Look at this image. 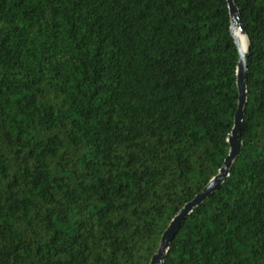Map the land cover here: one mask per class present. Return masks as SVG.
Wrapping results in <instances>:
<instances>
[{
  "label": "trees",
  "instance_id": "obj_1",
  "mask_svg": "<svg viewBox=\"0 0 264 264\" xmlns=\"http://www.w3.org/2000/svg\"><path fill=\"white\" fill-rule=\"evenodd\" d=\"M242 153L164 264H264V0ZM227 0H0V264H150L239 108Z\"/></svg>",
  "mask_w": 264,
  "mask_h": 264
},
{
  "label": "water",
  "instance_id": "obj_2",
  "mask_svg": "<svg viewBox=\"0 0 264 264\" xmlns=\"http://www.w3.org/2000/svg\"><path fill=\"white\" fill-rule=\"evenodd\" d=\"M229 4V10L231 15V33L236 42V45L240 54V61L238 67V88H239V108L235 118V126L229 137L230 154L226 159L219 174L208 184L203 192L198 195L192 202L188 203L178 216L171 222L170 226L164 233L160 247L157 254L152 258L150 264H164L165 258L168 254L169 248L178 234L181 226L191 215L194 209L200 207L204 202L217 193L229 177L235 161L242 153V142L239 139L240 131L242 129L244 120V111L248 102L247 97V59L249 42L247 38L246 28L241 18L240 11L235 5L234 0H227ZM245 35L247 38L246 46H242L239 35Z\"/></svg>",
  "mask_w": 264,
  "mask_h": 264
},
{
  "label": "bare ground",
  "instance_id": "obj_3",
  "mask_svg": "<svg viewBox=\"0 0 264 264\" xmlns=\"http://www.w3.org/2000/svg\"><path fill=\"white\" fill-rule=\"evenodd\" d=\"M239 39H240V42H241V44H242V46H246V44H247V38H246V36L245 35H239Z\"/></svg>",
  "mask_w": 264,
  "mask_h": 264
}]
</instances>
